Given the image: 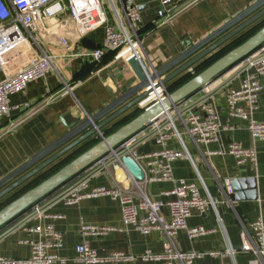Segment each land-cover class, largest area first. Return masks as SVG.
Instances as JSON below:
<instances>
[{
  "label": "crops",
  "instance_id": "obj_1",
  "mask_svg": "<svg viewBox=\"0 0 264 264\" xmlns=\"http://www.w3.org/2000/svg\"><path fill=\"white\" fill-rule=\"evenodd\" d=\"M134 1L138 5L144 25L156 19L159 9L157 0ZM255 1H181L175 5L173 13L167 22L156 27L143 40L141 57H143L150 68L156 69L176 57L189 46L204 39ZM118 8L119 12L122 13L119 4ZM103 11L107 17V24L116 28L117 22L107 3H103ZM121 16L123 24L129 27L125 15ZM248 17L250 16L240 20L238 24ZM263 20L264 18L257 24ZM234 27L228 29L225 33ZM104 32V25L98 26L83 36H79L73 29L69 36L71 40H68L72 43L71 49L60 45L56 41H49L47 48L57 56L55 65L61 72V77L72 86L71 91H68L61 84L58 76L51 71L45 79L31 82L24 91L10 96L12 105H23V103L28 102L32 109L31 111L24 108L14 110L11 112L10 119L0 120V179L65 133L63 124L60 121L61 115H65L67 123L76 119H85L136 83V78L128 64L123 60H114L111 52L107 53L102 65L96 68L93 67L92 61L85 58L60 57L62 54H68L83 47L101 45ZM225 33L214 40L222 37ZM202 49L185 58L180 64L196 55ZM205 59L203 60L205 61ZM203 60L195 64L192 69H189V72H192L198 65L203 63ZM237 67L238 65L225 71L208 86L199 89L193 94L194 105L190 108L191 110L196 109L201 102L211 103L215 108L218 114V122L221 126L217 142L202 143L196 146L188 137L181 117L173 113L176 128L193 160L192 163L188 158L175 159L171 164L174 178L195 183L202 196L210 195L213 197L221 218L220 223L213 209H210L205 214H199L193 210L187 219V225L189 227L203 226L212 231L192 240L188 238L184 229H180L177 232L175 241L181 251L204 253L202 256L196 257L192 264H264V257H259L256 253L246 250L242 239V229L237 218L238 216L245 223L253 222L259 218L264 221V141L254 140L246 128V120L230 117L227 111L226 93L231 88L239 87L240 79L243 75V73L234 74ZM39 103L43 105L41 108ZM113 111L107 113L102 119ZM134 111L130 110L119 116L114 122L108 123L101 129L100 134L93 138L99 140L101 136L106 135L108 129L114 126L116 122L128 117ZM250 115L256 121L264 123V82L258 94L257 106L252 109ZM18 118H20V122H16L12 130L8 129V125L12 121H17ZM225 126L227 129H224ZM152 131L153 129L149 127L140 131L137 134L139 141L132 148L140 154L150 153L158 149L159 145L155 142V134ZM91 140L89 139L81 144L80 148L89 142L93 143V140ZM231 141L239 142L244 147H254L256 151L255 161L238 164L234 156L227 150L228 143ZM61 147L40 159L15 179L44 161ZM168 147L175 150L183 149L174 138L168 141ZM76 153L75 151L70 156ZM68 155L60 157V160L57 159L58 161L49 167L51 168L60 162L63 163L68 158ZM118 161L120 160L118 159ZM114 164L107 165L112 176V182L107 177L105 168L98 170L99 172L91 173L90 169L92 167H90L54 193L40 200L27 212L9 223V225L4 226L0 230V257L12 259L30 258V241L36 239L37 235L28 232L26 226L34 227L37 224H52L55 229L63 234V243L61 247L49 250V252L59 258V260L51 264H83L75 260L76 246L82 242H86L102 257H108L114 252H123L127 255L138 256L134 264H162L160 260H144L140 257L145 251H150L154 254H159L163 251L164 235L162 231L152 230L147 234H143L132 226H126L123 222L120 205L116 200L100 196L84 198L74 204H66L61 198L55 199L58 195L65 194L72 182L80 179L88 180L89 187L110 186L113 183L124 187L128 186L130 177L134 178L133 174L123 168V181H118L115 176ZM237 178H243L246 181L245 185L239 183V190L232 191L231 194L234 200L236 216L228 204L221 186L224 185L223 180L233 181ZM248 179L252 180L253 187L247 186ZM219 180L220 182H218ZM28 185L26 184L24 188ZM172 186L173 183L168 181H153L146 185L140 184V188L149 197L163 201L172 198L161 194L163 191L171 189ZM252 192L255 194L253 199L248 197V195H253ZM13 194L15 193L11 192L6 198L12 197ZM34 208H37L38 211H34ZM162 213L166 220L169 221L170 213L167 206L163 207ZM142 215L143 212L137 210V216L141 217ZM82 224L111 228L101 235L82 234ZM94 264L128 263L123 260H107Z\"/></svg>",
  "mask_w": 264,
  "mask_h": 264
},
{
  "label": "built area",
  "instance_id": "obj_2",
  "mask_svg": "<svg viewBox=\"0 0 264 264\" xmlns=\"http://www.w3.org/2000/svg\"><path fill=\"white\" fill-rule=\"evenodd\" d=\"M157 1L159 9L156 19L144 25L138 5L134 0H0V120L9 118L14 110L22 108L31 110L28 102L23 105H12L10 96L21 93L31 82L45 79L51 71L58 76L61 84L71 91L72 86L61 77V72L55 65L57 56L47 47L49 41L53 40L71 49L72 43L68 40L73 29L79 36H83L98 26L104 25V38L99 46L83 47L71 53L62 54L60 57L85 58L92 61L93 67L96 68L102 65L108 52L113 53L114 60L122 59L125 62L132 56H141L143 40L156 27L167 22L177 3L186 0ZM103 3L108 4L117 22L116 28L107 24ZM118 4L122 13L118 10ZM121 15H125L129 27L123 24ZM253 55L256 58L248 59V66L241 76L239 87L231 88L226 93V105L230 117L246 120V128L254 140L264 141V123L256 121L250 115L252 109L257 106L258 94L264 82V44ZM250 67L254 68V73L247 71ZM163 94L162 90L159 91L157 95L148 98L147 103L143 105L151 102L153 97H155L154 100L159 99ZM193 105L194 95L192 94L178 103L174 109L159 116L148 125L149 128L155 130V142L159 145L155 151L140 154L134 148H129L131 143L137 139L136 136L119 146V149H126L127 153L141 166L144 172L142 180L130 177L129 185L126 187L116 183L110 186L89 187L88 180L80 179L68 187L67 192L60 197L66 204H74L84 198L109 197L119 203L126 226H132L143 234L152 230L162 231L163 251L159 254L145 251L140 255L144 260H160L162 264H192L196 257L204 253L181 251L175 241L177 232L184 229L188 238L192 240L212 231L203 226L189 227L187 225V219L193 210L199 214H205L213 209L221 223L214 198L210 195L202 196L195 183L182 179L176 180L172 172L171 164L175 159L188 158L192 163L193 160L169 113H176L181 117L188 137L196 146L218 141L221 126L213 105L201 102L196 109L191 110ZM11 125H13L12 122L9 127L13 128ZM224 129L227 127L225 126ZM173 138L183 147L182 150L168 147V141ZM227 148L238 164L253 162L256 159V151L252 146L244 147L239 142L231 141ZM100 162L103 163L104 158ZM104 168L107 177L112 182L107 166L103 165ZM153 181L172 182V188L161 193L165 197L171 196L172 198L167 201L154 199L140 188V184L146 185ZM223 183L221 190L225 193L227 202L234 211L231 181L226 179ZM165 206L169 209V221L162 213ZM137 210L143 212L141 217L137 216ZM234 213L236 214L235 211ZM237 218L242 229V239L246 250L256 253L259 257H264V221L259 218L245 223L238 216ZM110 228L82 224L81 232L82 234L101 235ZM28 231L37 235L36 239L30 241V258L0 257V264H51L59 260L49 250L62 246L63 234L60 231L52 224H37L30 227ZM136 258L138 256L127 255L123 252H114L108 257H102L86 242L76 246L75 260L83 264H94L107 260H123L128 264H134Z\"/></svg>",
  "mask_w": 264,
  "mask_h": 264
},
{
  "label": "water",
  "instance_id": "obj_3",
  "mask_svg": "<svg viewBox=\"0 0 264 264\" xmlns=\"http://www.w3.org/2000/svg\"><path fill=\"white\" fill-rule=\"evenodd\" d=\"M247 16L250 17L238 24L240 20H243ZM263 18L264 0H256L229 21L215 29L204 39L189 46L176 57L156 69L150 68L141 56L130 57L127 60V64L136 78V83L128 87L121 93V95L116 97L106 106L102 107L99 111L93 115L87 116L85 119H76L67 123L64 117L65 115H61L60 121L63 124L65 133L45 149L0 179V188L4 186L0 190V202L5 199L8 194H11V192L15 193L16 190H20L28 184L27 182H31L36 177L40 176L47 167L58 161L57 159L68 154L67 157H69L71 153L80 148L81 144L87 142L89 139L93 140V137L100 134L101 129L108 123L114 122L115 119L130 110L134 111L143 108L129 121L118 126L111 133L101 136L98 141L91 143L90 146L76 154L49 176L42 179L36 185L24 190L21 194L0 208V230L20 215L27 212L40 200L54 193L60 187L90 167H92L90 172L94 173L95 171L102 169L103 165L107 166L111 163H115L114 170L118 181H123V168L133 174L135 179L142 180L144 178V172L140 165L127 153L126 149H119V146L124 141L135 136L137 137V134L144 130V128L148 127L153 120L171 109H174L178 103L194 94L199 89L208 86L225 71L238 65L234 74L237 75L244 73L248 66V59H255L256 56L253 55L254 52L264 44V24L243 42L225 52L188 80L181 83L178 87L172 91H168L167 89L168 85L189 72V69H192L195 64H198V62H201L204 58L207 59L210 57L247 29L255 26ZM232 27L234 28L225 33ZM223 33L225 34L222 37L214 40ZM200 49H202L200 52L180 64L185 58L191 56ZM171 69L173 70L167 73ZM247 71L249 73L255 72L252 67L248 68ZM161 90L164 93L162 97L142 106L143 103H147L146 101L148 98L155 94L154 92H159ZM123 103L125 104L122 105ZM140 106L142 107L140 108ZM111 111H113L111 114L102 119ZM172 118H174L173 115ZM152 132H155V130L153 129ZM137 141H139V139L133 141L129 148H132ZM59 147L61 148L58 151L26 173L22 174L19 178L15 179L30 166ZM103 158L104 162L102 163L100 160ZM118 159L120 161H118ZM10 181L12 182L8 184ZM245 181L246 179L243 178H237L231 181L232 191H238L239 183L245 185ZM252 183L251 179L247 180V186L253 187ZM6 184L8 185L5 186ZM252 194L253 195H248L251 199L255 198L254 192H252ZM62 195L63 193L58 195V197H55V199L60 198Z\"/></svg>",
  "mask_w": 264,
  "mask_h": 264
},
{
  "label": "trees",
  "instance_id": "obj_4",
  "mask_svg": "<svg viewBox=\"0 0 264 264\" xmlns=\"http://www.w3.org/2000/svg\"><path fill=\"white\" fill-rule=\"evenodd\" d=\"M264 24V20L262 22ZM262 23L257 24L256 26H253L252 28L247 29L245 32H243L241 35H239L238 37H236L235 39H233L231 42H229L228 44H226L225 46H223L222 48H220L217 52H215L214 54H212L210 57H208L203 63H201L200 65H198L192 72H187L185 73L183 76H181L180 78H178L177 80L173 81L170 85L167 86L168 91H172L173 89H175L176 87H178L181 83L185 82L186 80H188L190 77H192L194 74H196L197 72H199L200 70H202L203 68H205L207 65H209L210 63H212L214 60H216L217 58H219L221 55H223L225 52H227L228 50H230L231 48L237 46L238 44H240L241 42H243L246 38H248L251 34H253L261 25H263ZM259 26V27H258ZM256 28V29H254ZM254 29V30H252ZM252 30V31H251ZM251 31V32H250ZM136 113H134L132 116L128 117L125 121L121 122L120 124H117L116 126H112L106 134L111 133L112 131H114L118 126L126 123L127 121H129ZM92 142H96V141H92ZM91 142H89L87 144L86 147L80 149L79 151H77L76 154H78L79 152L83 151V149H86L88 146H90ZM75 154V155H76ZM73 156H69L66 161L63 162L66 163L67 161H69ZM62 164V165H63ZM61 165V166H62ZM58 169V168H57ZM55 169V170H57ZM54 170V171H55ZM53 171V172H54ZM52 172V173H53ZM51 174V173H50ZM50 174L44 176L43 178H41L40 180H38L34 185H36L38 182H40L42 179L46 178L47 176H49ZM29 186V185H28ZM27 186V187H28ZM33 186V185H32ZM31 186V187H32ZM25 187V189L27 188ZM30 188V187H29Z\"/></svg>",
  "mask_w": 264,
  "mask_h": 264
},
{
  "label": "rangeland",
  "instance_id": "obj_5",
  "mask_svg": "<svg viewBox=\"0 0 264 264\" xmlns=\"http://www.w3.org/2000/svg\"><path fill=\"white\" fill-rule=\"evenodd\" d=\"M263 21H261L260 23H262ZM259 23V24H260ZM263 24V23H262ZM256 26V25H255ZM259 27V26H258ZM254 29H256V28H254ZM254 29H252V30H254ZM251 30V31H252ZM250 31V32H251ZM118 60H122V59H118ZM117 61V60H116ZM124 61V60H123ZM127 63V62H126ZM155 99V97H153V99H151V101L152 100H154ZM150 101V100H149ZM40 104V103H39ZM38 105V104H37ZM43 105L42 104H40V108L42 107ZM37 107V106H36ZM142 106H140V108H141ZM143 108V107H142ZM141 108V109H142ZM141 109H136L131 115H129L128 117H130V116H132L134 113H137V112H139V110H141ZM29 111H31V110H29ZM128 117H125V118H123V119H121L120 121H118V122H116L117 124H120L121 122H123V121H125ZM21 118V117H20ZM20 118H18L17 119V121H12V124L13 125H11L13 128L15 127V125H16V122L17 123H19L20 121H19V119ZM5 119H10V118H5ZM114 124V126H116L117 124ZM9 126V125H8ZM8 129H11L12 130V128L11 127H9ZM110 129V128H109ZM108 129V130H109ZM94 141H98L97 139H94ZM88 144V143H87ZM87 144H85V145H83V146H81V148H84V147H86L87 146ZM80 150V148L77 150V151H79ZM76 151V152H77ZM71 156H73V155H71ZM64 161H66V159L64 160ZM63 161V162H64ZM63 163L62 162H60V163H58V164H56V165H54V166H52L51 168H49V169H47L44 173H42V175L40 176V177H38V178H35L34 180H32L31 182L29 181V182H27L28 184H29V186L27 187V188H29V187H31L32 185H34L38 180H40L41 178H43L44 176H46V175H48V174H50V173H52L55 169H57V168H59L61 165H62ZM77 181H74V182H72L71 184H75ZM70 184V185H71ZM66 185V184H65ZM64 186V185H63ZM25 188L23 187V188H21L20 190H16L15 191V194H13V196L12 197H9V198H6L5 200H3V201H1L0 202V208H2L6 203H8L9 201H11L12 199H14L15 197H17L19 194H21L22 192H23V190H24ZM38 211V209L37 208H34V211ZM13 222V221H12ZM14 224H16V223H14ZM13 224V225H14ZM9 225V224H8ZM12 226V225H11ZM26 228L27 229H29L30 228V226L28 227V226H26ZM29 232V231H28ZM31 233V232H30Z\"/></svg>",
  "mask_w": 264,
  "mask_h": 264
},
{
  "label": "bare ground",
  "instance_id": "obj_6",
  "mask_svg": "<svg viewBox=\"0 0 264 264\" xmlns=\"http://www.w3.org/2000/svg\"><path fill=\"white\" fill-rule=\"evenodd\" d=\"M141 54V53H140ZM142 55V54H141ZM155 94L154 95H157L158 94V92L156 91V92H154ZM158 97V96H157ZM169 115H170V118H172V115H173V113L171 114V113H169ZM173 119V118H172Z\"/></svg>",
  "mask_w": 264,
  "mask_h": 264
}]
</instances>
